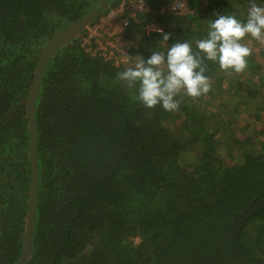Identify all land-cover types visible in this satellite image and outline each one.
<instances>
[{"label":"trees","instance_id":"obj_1","mask_svg":"<svg viewBox=\"0 0 264 264\" xmlns=\"http://www.w3.org/2000/svg\"><path fill=\"white\" fill-rule=\"evenodd\" d=\"M120 1L108 0V8ZM143 1L149 9L129 17L125 37L134 41L133 56L145 60L177 41L196 51L195 42L207 36L204 17L234 15L244 22L252 2L184 0L190 12L170 14L162 10L176 0ZM97 5L0 0V264L17 263L27 234L26 107L40 52ZM152 24L170 39L147 33ZM81 34L42 67L33 110L36 208L23 264H264V127H254L255 139L240 129L234 157L233 135L224 142L219 129L205 128L210 114H199V97L182 91L176 111L146 108L138 85L129 88L117 78L128 67L90 55ZM205 63L215 85L227 79L217 62ZM263 63L248 61L246 69L264 81ZM237 84L248 99L264 90L260 83L256 89ZM262 110L261 102L258 120Z\"/></svg>","mask_w":264,"mask_h":264},{"label":"clouds","instance_id":"obj_2","mask_svg":"<svg viewBox=\"0 0 264 264\" xmlns=\"http://www.w3.org/2000/svg\"><path fill=\"white\" fill-rule=\"evenodd\" d=\"M168 41L170 34L162 33ZM246 36L264 41V6L252 0L246 21L234 15H217L208 24L207 36L195 42L177 41L163 52H152L145 60L140 57L133 67L117 74L129 88L138 85V99L146 108L160 105L165 111L179 108L175 97L182 91L191 98H198L211 90L205 61L217 62L221 70L243 72L248 66L251 49L242 41Z\"/></svg>","mask_w":264,"mask_h":264},{"label":"rangeland","instance_id":"obj_3","mask_svg":"<svg viewBox=\"0 0 264 264\" xmlns=\"http://www.w3.org/2000/svg\"><path fill=\"white\" fill-rule=\"evenodd\" d=\"M182 1L184 2V6L177 14H185L190 12L185 1ZM207 2L208 1H206V3ZM210 20L214 21V17L208 15L204 17V21L206 23H209ZM94 23H98V20ZM156 28L157 27L152 24L151 26L146 27V32H151ZM242 43H244L251 49V55L247 58L248 61L254 64H258L261 62L263 63V61L260 60V57H262V59L264 60V47L261 48V46L259 45H252L250 41L245 39L242 41ZM263 67L264 66H262V68ZM228 71L227 73H222L227 79H224L221 84H219V86L215 85L213 81L210 80L211 90L207 94L200 96V99H197V102L199 101L198 106L200 115L207 116L208 114H210L209 118L207 117L206 119V129H219L220 132H222L220 134H222L223 136V140L222 136L221 140L224 142H226V140L228 139L225 138V136L230 137L231 135H233V139L229 140V142H231V150L233 151L234 157H237V155L240 153V150L237 147V142L243 138V133L240 132V129H244V133H247V136L255 139L254 127L256 125H262L264 127V110H262V115L260 116L259 120L255 116V109L259 107V104L261 102L264 103V98H262V96H264V90L260 92L257 97L248 99L243 95L242 91L237 90V83L239 81H244L245 85L249 86L250 89H256L260 83V85H262V88L264 89V81L260 80L259 77L254 73V71H251L249 69H245L241 73H235L233 71L232 74ZM244 89L246 88L244 87ZM181 93L178 94V99L182 98ZM227 122L232 124L229 131L226 129ZM226 130L228 133L225 134L224 132H226ZM236 138H238V140ZM223 147L224 146H222L221 144V147L219 149L221 152L220 154H223L222 156L226 157L228 155V151L227 148Z\"/></svg>","mask_w":264,"mask_h":264},{"label":"built area","instance_id":"obj_4","mask_svg":"<svg viewBox=\"0 0 264 264\" xmlns=\"http://www.w3.org/2000/svg\"><path fill=\"white\" fill-rule=\"evenodd\" d=\"M183 6L182 0H176L162 11L177 14ZM148 9L143 0H121L118 5L109 7L98 23L93 22L83 30L81 46L90 55H98L116 67H133L140 57L131 52L134 41L125 37L126 27L130 24L129 17L134 18L135 13ZM126 11L128 16H124Z\"/></svg>","mask_w":264,"mask_h":264},{"label":"water","instance_id":"obj_5","mask_svg":"<svg viewBox=\"0 0 264 264\" xmlns=\"http://www.w3.org/2000/svg\"><path fill=\"white\" fill-rule=\"evenodd\" d=\"M108 8V0H98V5L94 9H92L88 14H86L83 18L76 20L75 22L69 24L64 29L59 30V32L54 35L42 48L38 64L36 66L34 81L29 93V98L27 101L26 107V115L30 124V170H31V186L29 192V216L28 221L26 223L27 234L24 241V246L20 258L18 259L16 264H23L28 251L31 247V239H32V229L34 223L35 216V208H36V197H37V176H36V153H35V143H36V129L34 124L33 110L35 105V98L38 91V86L40 82V75L42 71L43 65L48 61L50 56L78 37L81 32L92 22L94 18L98 15L102 14Z\"/></svg>","mask_w":264,"mask_h":264}]
</instances>
